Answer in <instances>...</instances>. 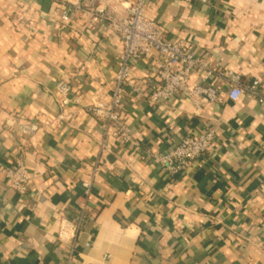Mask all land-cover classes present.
Returning a JSON list of instances; mask_svg holds the SVG:
<instances>
[{"label": "crops", "instance_id": "obj_1", "mask_svg": "<svg viewBox=\"0 0 264 264\" xmlns=\"http://www.w3.org/2000/svg\"><path fill=\"white\" fill-rule=\"evenodd\" d=\"M133 2L102 5L125 18ZM79 3L0 0V264H264V109L248 92L236 103L223 93L213 104L180 95L150 105L161 83L154 61H139L121 108L138 147L121 144L85 110L109 100L121 38L80 14L62 22ZM146 16L264 95V0H148ZM59 81L79 104H60ZM18 122L39 130L24 135ZM209 130L211 151L186 171L155 163ZM18 161L26 196L2 174Z\"/></svg>", "mask_w": 264, "mask_h": 264}, {"label": "built area", "instance_id": "obj_2", "mask_svg": "<svg viewBox=\"0 0 264 264\" xmlns=\"http://www.w3.org/2000/svg\"><path fill=\"white\" fill-rule=\"evenodd\" d=\"M148 0H134L126 7L127 16L117 17L102 5V0H81L73 10L63 12L62 22L68 23L72 14H80L93 25H106L107 29L120 36L122 49L118 55L119 67L114 76V86L109 100H100L85 108L86 112L102 122L106 130L121 144L138 147L132 138L130 127L124 121L121 108L126 97L132 66L139 61H154L159 85L151 86L148 103L150 105L167 104L173 98L183 95L200 105L218 103L223 93L229 101L238 102L245 92L253 95L264 109V95L258 92L259 81L250 87L242 86L241 77L232 71L212 67L204 55L186 50L182 42L168 41L155 21L146 16ZM193 4L208 5L210 0H188ZM200 76L201 83L191 84L193 76ZM132 92L137 98H144L143 90L133 85ZM61 96L63 107L79 104L72 97V85L69 81H59L56 87ZM19 123V122H18ZM18 129L24 135H33L39 130L36 123H19ZM215 133L209 130L197 137L187 136L169 153L153 155L155 163L161 165L170 175L186 171L192 162L204 158L212 149ZM5 180L15 191L26 196L30 177L22 161L2 170Z\"/></svg>", "mask_w": 264, "mask_h": 264}]
</instances>
